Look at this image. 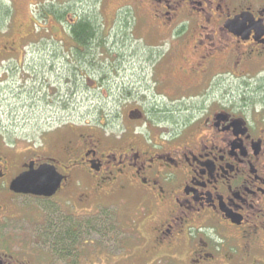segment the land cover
I'll list each match as a JSON object with an SVG mask.
<instances>
[{"label":"flooded vegetation","instance_id":"1","mask_svg":"<svg viewBox=\"0 0 264 264\" xmlns=\"http://www.w3.org/2000/svg\"><path fill=\"white\" fill-rule=\"evenodd\" d=\"M57 1L30 5L42 15ZM11 5L2 1L0 21ZM97 7L98 18L109 12L129 32L108 43L100 22L86 50L88 71L129 74L119 82L120 125L100 132L59 126L49 136L73 131L64 159L35 152L18 163L0 127V264H30L13 250L16 199L73 194L72 181L99 194L129 190L161 209L157 239L186 243L191 264H215L222 255L255 264L253 253L264 257V0H119ZM92 8L73 10V24ZM11 40L0 32V67L6 61L3 68H12L23 53ZM46 40L61 41L40 36L35 43ZM42 164L62 178L54 195L11 189L18 175Z\"/></svg>","mask_w":264,"mask_h":264},{"label":"rangeland","instance_id":"2","mask_svg":"<svg viewBox=\"0 0 264 264\" xmlns=\"http://www.w3.org/2000/svg\"><path fill=\"white\" fill-rule=\"evenodd\" d=\"M2 1L7 4L8 0H0V4ZM11 2L12 13H4L0 32L7 30L12 38L9 45L23 49V53L10 61L12 68H3L6 61L0 67V127L19 152L12 157L13 163L35 152L64 159L65 146L73 149V131L58 138L49 136L48 132L59 126L80 132L117 129L124 112L118 100L119 82L129 77V74L123 77L118 73L107 75L88 71L87 62L70 53L73 44L68 40L66 23L73 21V10L82 6L94 10L102 3L112 8L119 0H58L56 9L67 11L62 24L51 14L40 15L38 6L30 5L33 0ZM105 14L99 18L108 43H115L113 38L120 37L122 32L128 35L119 19L113 21L109 18L111 13ZM23 36L28 41L21 44L24 40L19 38ZM40 36L56 37L64 42L51 44L46 40L45 45H39L35 42ZM37 47H40L38 51ZM109 115L115 119L107 120ZM71 174L70 180H73V172ZM85 184L73 187L72 181L73 194L62 191L47 200L16 199V210L12 213L14 254L19 258L26 256L30 264H73V261L75 264H191L186 243L170 246L157 239L159 222L165 215L161 209L140 203L129 190L113 188V192L99 194ZM65 216L84 225L76 244V255L71 251L68 259L60 257L54 261L45 247L35 248V232L41 223L60 222ZM87 220L97 222L92 224L97 231L85 225ZM252 256L257 259L255 264H263L262 254L253 253ZM219 259L221 261L215 264L252 263L237 255L234 259L223 255Z\"/></svg>","mask_w":264,"mask_h":264},{"label":"trees","instance_id":"3","mask_svg":"<svg viewBox=\"0 0 264 264\" xmlns=\"http://www.w3.org/2000/svg\"><path fill=\"white\" fill-rule=\"evenodd\" d=\"M94 10H91L87 14H81L75 25L73 24V21L66 23L67 33L69 35L68 40L70 39L72 41L73 47H78V49H74V55L77 59H82L87 63V47H89V41L97 36L99 27L98 23L101 22L97 17L99 14L98 11ZM44 12L45 16L51 14L55 21L60 24L66 20V9H64V11L60 8L56 9L55 4L51 7L50 5H47ZM61 41L62 43L64 42V40ZM73 47L70 50L72 56ZM92 221L87 220V224L85 225L90 227L92 230L97 231V227L92 225L93 223L95 224L97 222ZM83 225L84 223L73 221L71 216H65V218L60 222L49 221L47 224H41L38 226L37 231L35 232V248L39 249L37 246L41 248L45 247L46 251L53 257L54 261L60 257L61 259L66 260L70 255H72L71 251H73V256L76 255V244H78L80 241L78 240V237L81 233L80 230H82ZM73 264H75L74 261Z\"/></svg>","mask_w":264,"mask_h":264},{"label":"water","instance_id":"4","mask_svg":"<svg viewBox=\"0 0 264 264\" xmlns=\"http://www.w3.org/2000/svg\"><path fill=\"white\" fill-rule=\"evenodd\" d=\"M61 180L53 166L42 164L18 175L10 187L17 193L51 197L60 187Z\"/></svg>","mask_w":264,"mask_h":264}]
</instances>
